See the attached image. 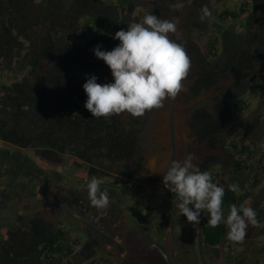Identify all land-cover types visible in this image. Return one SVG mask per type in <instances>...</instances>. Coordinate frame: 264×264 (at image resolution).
<instances>
[{
	"label": "trees",
	"instance_id": "16d2710c",
	"mask_svg": "<svg viewBox=\"0 0 264 264\" xmlns=\"http://www.w3.org/2000/svg\"><path fill=\"white\" fill-rule=\"evenodd\" d=\"M203 1L207 2L191 0V7L202 14ZM133 4V0H117L104 9L99 0H0V71L17 75L11 82L0 83L2 142L32 149L45 162L55 161L60 154H71L77 158L76 164H92L88 173L98 178L107 176L106 171L114 169L116 163L129 161L139 144L137 133L142 130L149 111L140 117L132 116L127 128L119 114L92 117L84 107L87 97L82 85L90 75L98 78L97 83L103 77L108 80L106 83L112 81L110 69L94 56L93 49L100 44L102 50H111L119 44L112 36L128 27L125 19L130 11L122 8L132 9ZM102 14L104 17H100ZM110 15L114 16V22L107 20ZM243 15L242 33H236L229 23L238 22ZM215 17L212 36L204 39L197 24L190 28L191 24L182 23L189 38L174 39L184 45L190 57L188 78L193 96L216 86L232 73L236 75L234 92L225 89L216 99L214 112L218 118L204 109L192 114L189 127L200 145L198 150L204 145L212 148L220 134L234 131L239 115L249 109L243 98L264 104V82L250 88L252 79L245 82L264 63V0H242L235 10L216 11ZM66 18L76 22L71 31ZM201 43L204 53L199 50ZM257 122L264 124V118ZM230 146L236 176L232 183L213 172L211 168L218 164L214 156L196 157L201 171H208L213 182L225 189L224 214L229 212L231 204L240 207L258 198L255 191L264 181L263 159L254 160L249 145L231 143ZM232 185L238 188L233 189ZM255 211L257 227L264 228V207ZM24 218L17 215L4 234L0 242V264H113L97 255L95 239L82 245L57 225L46 230L37 218L27 224ZM207 219L204 211L198 224L202 247L212 252L222 248L230 259L232 240L227 238L226 224L212 228ZM26 229L32 233L30 250L13 244L16 231L24 235ZM155 252L161 258L154 264H166L158 249Z\"/></svg>",
	"mask_w": 264,
	"mask_h": 264
},
{
	"label": "rangeland",
	"instance_id": "374dc122",
	"mask_svg": "<svg viewBox=\"0 0 264 264\" xmlns=\"http://www.w3.org/2000/svg\"><path fill=\"white\" fill-rule=\"evenodd\" d=\"M99 1L102 5L101 8L104 9L110 3H117V0ZM241 1L225 0V2L221 3L217 2V0H207L205 3L203 1V4L200 5V10L207 7L210 12V16L204 20H201L202 14L197 12V8L191 7V0H182L183 7L180 9L171 7V4L176 3V0H133L132 9L127 6L122 8V10L126 12L130 11L127 14V19H125L128 26L133 22H142L143 17L149 12L159 16L161 19L169 20L176 24L177 31L168 35L173 39L184 41L189 38V33L187 29L183 28L185 25H182V23L191 24L190 28H193L192 24H197L200 28V34L206 39L212 36L211 28L213 22L216 20V11L219 12L225 8L235 10ZM14 5L15 2L12 1V6ZM165 9L167 10L165 11ZM244 17L245 15L238 22L229 23L231 27H235L236 33H242L240 24L244 20ZM118 19L120 20L119 17ZM107 20L114 22L115 18L113 15H110ZM65 23H70L69 27L71 31L73 29V20L66 18ZM199 47V50L204 53V43L199 44ZM259 77L263 78L259 79ZM15 78H17V75L14 72L0 71L1 84L11 82ZM250 79H252V82L248 84L249 88L258 82H264V63L258 69L257 74L249 76L245 79V82ZM106 82L108 80L103 77L99 83L103 84ZM190 83L191 80L187 75L182 81L183 90L174 99L166 98L163 102V107L149 110L142 130L137 133L139 144L133 156L127 163H116L114 169L107 170L108 175L103 177L108 181H116L131 188L128 192L125 191L124 193L122 191V198L125 202L124 209L120 207V211L122 210L124 214L121 216L122 220L115 224L113 229L108 232V238H94L99 241V245L96 246L97 255L106 261H110L113 264H154L155 261H160L161 258L155 252V249H157L154 246L155 244L167 254L170 264H264V228L249 224L246 229L245 238L239 242L232 241L231 246L233 250L232 254L229 255L230 259H228V254L222 248H218L216 252H212L202 247L198 224L178 217L168 220L166 226H163L160 230L157 222L161 216L155 213V210H149L145 205H147V201L152 199L153 196H161L156 193L142 194V192H145V188L133 186V183L124 179L126 177H137L138 174L135 173L138 172V169L147 158L150 159L148 164L144 166L148 171H151V168L158 164L156 160L161 162L163 169L167 167L171 156L175 161H183L188 154H192L194 157L193 163L196 164V157L210 154L218 160V164L211 168L213 172H218L221 175V179L232 183L235 181L236 176L233 172L234 159L231 151L232 147L230 146L231 143L249 145L254 154L253 159L262 158L264 161V124L257 122V120L264 118V104L260 101L246 99V97L243 99L248 102L249 109L244 110L239 115V120L234 124V131L229 135L220 134L217 137L218 141L213 144L212 148L204 145L198 150L200 145L196 142V136L189 127L192 114L198 109H204L213 117L218 118L214 112L216 99L220 98L221 91L225 89H231L234 92V88L237 85L236 75L230 74L226 79L219 80L216 86L197 96H193L190 93ZM119 115L124 123V127L127 128L132 115L127 112H122ZM173 144L175 145L174 148ZM0 145L2 146V143ZM27 153L33 158L36 157L32 151H27ZM35 162L45 169L53 170V168H56L62 173H67L69 166L74 165L73 159L69 155H62L54 162L48 163L41 159H35ZM78 164L82 165L83 163L79 162ZM2 166L3 164L0 165V169ZM67 180L71 182L69 177H67ZM21 183L24 182L21 181ZM71 186V188H77L76 186ZM110 187L115 189V191L118 188V191L121 189V187L117 188L114 184H110ZM51 189L52 187L46 186V184L41 185L40 190L44 191L42 195L41 191L39 195H32L31 193H26V190H24L25 192L22 191L21 193L23 201H21L19 206L14 203L12 205H10L11 203H7L4 207L5 212H0V242L4 240V231L1 228V224L4 222H9L8 225L14 224L18 214L29 220L37 218L47 230L49 226H54L59 222L60 219L57 218L56 212V205L58 203L54 201V192L50 193ZM24 193L28 196H25ZM255 194L258 197L256 198L257 200L245 202L242 206H251L255 210L258 207H264V181L260 185L259 190L255 191ZM256 203L259 206L255 205ZM152 205L154 206V203ZM15 206L20 210H16ZM160 211L164 215L169 213L165 206L164 208L162 206ZM205 212L208 215L207 211ZM227 215L228 212L225 213V217ZM72 216L76 217L75 220ZM72 216L71 218H65L66 215L62 214L60 217L63 219V222L67 221V223L73 219L71 222H75V225H78L82 221L79 217L77 218L75 213ZM150 217H152L151 220H149ZM118 218H114V220H118ZM25 233L27 234L23 235L22 232L16 231L13 244L18 245L20 249L25 247L27 250H30L31 236L28 232ZM79 233L80 231L76 236H79ZM85 237V234L81 232L80 238L84 242L86 240ZM110 240L112 243L109 242Z\"/></svg>",
	"mask_w": 264,
	"mask_h": 264
},
{
	"label": "clouds",
	"instance_id": "9594fccd",
	"mask_svg": "<svg viewBox=\"0 0 264 264\" xmlns=\"http://www.w3.org/2000/svg\"><path fill=\"white\" fill-rule=\"evenodd\" d=\"M171 7L182 8V0H176ZM201 12V20L210 16L207 7ZM176 31L175 23L149 12L142 22H133L112 36L119 41L113 49L102 50L100 44L94 47V56L110 69L112 82L100 84L95 75H90L82 85L87 97L84 107L92 117L122 112L140 117L146 111L163 107L166 98L174 99L183 90L182 81L189 73L191 60L184 45L168 35ZM193 159L188 154L183 161H172L163 176L164 186L179 197L175 210L194 224H199L201 213L207 211L209 227L224 223L227 238L242 241L248 225L258 223L255 209L231 204L225 217L224 187L214 183L212 175L201 171ZM231 187L236 189L238 185ZM87 193L97 208L108 206V193L101 190L99 179L93 177L88 181Z\"/></svg>",
	"mask_w": 264,
	"mask_h": 264
},
{
	"label": "flooded vegetation",
	"instance_id": "af4514ba",
	"mask_svg": "<svg viewBox=\"0 0 264 264\" xmlns=\"http://www.w3.org/2000/svg\"><path fill=\"white\" fill-rule=\"evenodd\" d=\"M104 14L100 15V17H103ZM68 25H70V23ZM0 143H2V146L0 145V165L3 164L2 168L0 169L1 213L5 212L4 207L7 205V203H11L10 205L14 203L19 206L21 201H23L21 197L22 191L26 190V193L39 195L41 191L40 186L46 184V186L52 187L50 193L54 192V201L58 203L56 205V212L57 218H59L60 220L59 222H57L59 224L56 223L57 227L65 230V232H67L68 234V237L72 239L77 238L82 245L88 241H92L95 237H100L102 239L108 238V232L113 229V226L115 224L122 220L121 216H123L124 214L122 210L120 211V207H123V209L125 207L122 193L131 190V188H129L125 184L122 185L121 183L116 181H108L103 177H95L101 181V190L107 191L109 198V203L106 208H97L91 203L87 193V183L91 178H93L88 173V169L91 168L92 164H88L85 162H83L82 165L76 164L77 158L75 156L71 154H63L69 155V157L73 159L74 165L69 166L68 172L62 173L56 168H53V170H48L42 166H39V164L35 162V159H40L39 157L35 155L36 157L33 158L27 153V151L34 152L32 149L20 148L16 145L4 143L1 140ZM61 156V154L58 155V159ZM88 158L89 160H92L90 154L88 155ZM149 159L150 158H147L144 164L141 165V167L138 169V172L135 173L138 174L137 177H126L124 179L133 183V186H141L145 188V192H142V194L156 193L161 196H153L152 199L147 201V205H145V207L147 206L149 210H155V213H158V215L161 216L159 217V220L157 222V226L160 230L163 226H166L168 220H173L174 218L179 217L187 221L186 217H184L182 214L179 215L178 209L175 210L174 203L178 202L179 197L175 196V194L169 191L163 184V176L166 175L167 169L169 167V164L172 162L173 157L171 156L167 167L163 169L161 162L159 160H156L158 164L151 168V171H148L144 166L148 164ZM67 177L71 179L72 183L67 180ZM21 181H23L24 183H21ZM70 184L76 186L77 188H71L72 186ZM110 184L116 185L117 188L121 187L122 190L120 189V191H118V188L117 191H115V189L110 187ZM23 186H25L26 188H23ZM42 194H44V191L41 193V195ZM25 196L28 195L25 194ZM152 203H154V206L152 205ZM162 206L163 208L165 206V208L169 211L168 214L164 215L163 212L160 211ZM15 209L20 210L16 206ZM73 213L76 214L77 218L79 217V219L82 220L78 225H75L76 223L73 221L71 222V220H75L76 218L72 216ZM62 214L66 215L65 218H71L72 216L73 219H71L68 223L67 221H64V223L62 221L63 219H61L60 217L62 216ZM117 217H119L118 220H114V218ZM151 218L152 217H150L149 220H151ZM30 220L24 218L23 222L27 224ZM8 223L9 222H4L3 224H1V228L4 231V234L13 225H8ZM26 231L31 236L30 238H32V233L27 229ZM79 231V236H76ZM81 232L86 236L85 242L80 238ZM96 241L99 245V241ZM109 242L112 243L111 240Z\"/></svg>",
	"mask_w": 264,
	"mask_h": 264
},
{
	"label": "water",
	"instance_id": "95a60500",
	"mask_svg": "<svg viewBox=\"0 0 264 264\" xmlns=\"http://www.w3.org/2000/svg\"><path fill=\"white\" fill-rule=\"evenodd\" d=\"M175 147V145L173 144V148ZM174 159V158H173ZM172 159V161H174ZM154 246L158 249V251L160 252L161 256L163 257V259L165 260L166 264H170V259L169 257L167 256V254L164 252V250H162L158 245H155Z\"/></svg>",
	"mask_w": 264,
	"mask_h": 264
}]
</instances>
